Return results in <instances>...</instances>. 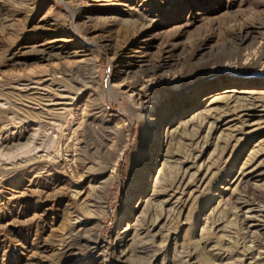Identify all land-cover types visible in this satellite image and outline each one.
I'll return each mask as SVG.
<instances>
[{
    "label": "rangeland",
    "instance_id": "374dc122",
    "mask_svg": "<svg viewBox=\"0 0 264 264\" xmlns=\"http://www.w3.org/2000/svg\"><path fill=\"white\" fill-rule=\"evenodd\" d=\"M263 20L264 0H0V264H185L181 250L188 244L195 264H246L236 251L254 250L263 239L245 237L237 215L228 213L226 193L237 192L229 181L264 140V113L224 120L213 131L203 125L211 108L223 105L214 98L264 95V33L241 51L243 64L255 62L247 76L230 74L238 71L233 67L218 83L212 66L190 75L228 34ZM77 42L86 55H32ZM15 52L28 57L12 61ZM159 64L162 81L136 109L137 93L151 78L138 73L140 66ZM62 97L70 103L66 111L49 105ZM185 133L205 142L195 165L182 163ZM83 150L93 172L114 175L102 200L106 213L94 212L106 251L92 258L61 251L92 194L90 188L80 198L72 194V185L89 182ZM164 164L192 183L169 205L157 202L162 188L155 180ZM139 167L143 175H133ZM151 208L161 215L153 216L156 225L134 230L135 216ZM216 217L222 220L214 231L209 225ZM125 231L131 248L147 242L162 251L152 263L138 252L121 254Z\"/></svg>",
    "mask_w": 264,
    "mask_h": 264
},
{
    "label": "bare ground",
    "instance_id": "6f19581e",
    "mask_svg": "<svg viewBox=\"0 0 264 264\" xmlns=\"http://www.w3.org/2000/svg\"><path fill=\"white\" fill-rule=\"evenodd\" d=\"M263 30L264 20L259 22V24L255 26L242 25L241 27L232 31V33L228 34L227 37L224 38V41L219 48L213 51L209 56H207V58H205L202 62H199L194 67L195 69L192 73L193 75H190L191 78L196 77L199 72L207 69L210 66H212L211 77H213L215 81H218V83L224 78L226 79L225 76L228 75L227 71H230L233 67H237L238 71L229 72L230 74L234 75L235 77L247 76L249 74V71H251L253 66H255V62L250 61L247 64H243L241 61V51L243 49H246L247 47L255 45L258 41L259 36L264 33ZM261 43L263 48L264 41L260 42V44ZM78 44L79 42L70 45H47L33 52L32 55L47 60L51 58L60 59L70 56L76 57L79 55H86L87 48ZM26 54L27 52H21L17 54L15 52L13 56H11L10 60L20 62L22 58L28 57L26 56ZM162 68L163 66L161 64L152 67L140 66V70H138V73L141 75L151 76V78L150 83L144 86V90H141V92L137 93L138 102L136 105V109H142L143 103L147 101V98H150V95L152 94L151 92H148L150 87L154 86L157 81H162V78L164 77V72L161 71ZM224 68L227 69L224 70ZM123 71L128 72L130 70L128 69ZM141 75H136L138 77L136 81L134 80L132 82V84L135 85L137 82H139V78H141ZM90 79V82H93L95 80L93 77ZM63 100L65 101L59 103L56 102L55 104L51 103L49 105H62L61 107H57L56 109L61 110L62 112L66 111V106L70 103L67 101L66 97H64ZM216 100L222 102L223 105L218 108H211V112H209L205 116L206 120L203 125V128H209L210 131L218 129L224 120H226L227 122H231L235 121L240 115L249 117L254 116L256 112L264 113V95L248 94L244 97H240L239 100L238 97H234V95L232 94L214 98L212 101ZM91 118L92 117H90L89 120H91ZM181 136L182 138H185L183 141V146H187V149L184 152L186 158L182 163L195 165L196 160L200 158V156L204 152V139H202V136L197 134L193 136L191 134L189 135L185 133L181 134ZM257 147L258 148L254 150L257 154L253 156V160H249V163L246 164V166L242 170H240L239 175L233 182L229 181V183L235 185L237 192L233 193L229 188V190L227 191L228 193H226L229 199L228 213H235L237 215L243 227V233H245L246 235L245 237H260L261 239H263V242L254 250L236 251L243 254V261H245L246 264H264V140ZM83 152L86 153V151L83 150L80 152V156L83 159L81 160L83 161L82 165L84 169V177L87 178L89 182L87 183L88 185L86 187H75L72 185V194L75 198H80L85 194L86 188H90V192H92V194L91 198L87 199L84 204L81 205V207L78 209V212H80L79 214H82L84 216V219L81 218L77 222L78 225L74 227L69 235H67L61 247V251L63 253H68L76 249L79 250L80 253L84 256L92 258L93 256L98 257L99 255H101V252L106 251V249L101 246V242L96 235L97 230L95 229V225L96 221L99 218L95 215L94 212L98 209H104V214L106 213L107 205H103L102 200L103 198L105 199V192H107V190L110 188V184L114 180V175L112 174V170H110V172H106L104 170L105 172L101 173H95V171L93 172L91 166H88L89 161L87 160L89 159V157L87 158L84 156L86 158L85 159L83 157ZM121 155L122 152L118 154L119 157ZM177 155L182 156L183 153L179 152ZM177 160L178 159H173L171 160V162H177ZM142 163L144 164V161H142ZM59 167L60 165H58L57 171H60ZM174 167L175 166H166L164 164L162 171L155 180L157 181V184L162 188L160 192L161 194H158L159 199L157 200V202H160L164 205H169V203L172 202L177 194L184 193L186 191V188H188L192 184L190 182H186V180H184L185 174L182 175L179 171H176ZM185 171L187 170L185 169L184 173ZM139 172L140 175H143V171L140 167L135 172H133V175L138 176ZM259 181H261V184H258ZM103 193L104 197H102ZM99 194L102 195L101 199L98 197ZM157 210L158 209L156 208H151L150 210L147 209L142 214L143 216H135L137 217L138 222L135 224L134 230L144 231L146 229H149L150 227H154L156 225V221L153 219V216H158L159 219L161 218V215H158ZM120 213L123 214V211H121ZM221 220L222 218L216 217L214 221L210 223V229H213L214 231L219 230ZM130 235L132 234L127 231L123 233V237H126V240L128 239V243L125 244L124 248L120 250L121 254L132 255L138 252L147 256L150 260L149 262L152 263L162 251V248L156 249L153 247V245H151L152 243L149 244L147 242L139 243L134 248H131L129 242L132 239L128 238ZM211 243L212 242L209 240L205 241V246L208 250H212L213 245H211ZM47 248V245L43 246V250H47ZM181 251L182 254L180 260L182 262H184L185 264H195L196 253L194 252L192 245H186ZM255 252L257 253L256 255ZM227 257L228 255L225 254L217 256L220 261ZM97 259L98 258H96V260L94 261L92 260V262L96 263L98 261Z\"/></svg>",
    "mask_w": 264,
    "mask_h": 264
}]
</instances>
